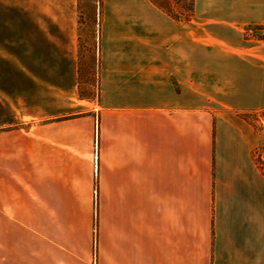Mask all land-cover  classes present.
<instances>
[{"label":"crops","instance_id":"1","mask_svg":"<svg viewBox=\"0 0 264 264\" xmlns=\"http://www.w3.org/2000/svg\"><path fill=\"white\" fill-rule=\"evenodd\" d=\"M103 3L82 97L79 0H0V264H264V0Z\"/></svg>","mask_w":264,"mask_h":264},{"label":"rangeland","instance_id":"2","mask_svg":"<svg viewBox=\"0 0 264 264\" xmlns=\"http://www.w3.org/2000/svg\"><path fill=\"white\" fill-rule=\"evenodd\" d=\"M104 0H82L80 5L79 13V27L81 29L80 41L82 44V51L84 54V61L86 63L83 71V83H82V93L86 95H95L97 89V51H98V35L101 24L102 15L104 13ZM117 3L120 2L121 5L125 4V0H112ZM109 2V0H108ZM128 3V0H126ZM136 9L138 13V19L140 15L146 14V10L143 6L142 0H136ZM149 12V11H148ZM148 14L150 20L151 15ZM158 23V20H153ZM139 27V23H138ZM128 29V27H126ZM264 33V29L259 31ZM252 120L255 122L258 130L263 135L264 142V107L258 112H252Z\"/></svg>","mask_w":264,"mask_h":264},{"label":"trees","instance_id":"3","mask_svg":"<svg viewBox=\"0 0 264 264\" xmlns=\"http://www.w3.org/2000/svg\"><path fill=\"white\" fill-rule=\"evenodd\" d=\"M81 1L79 0V13H80V5ZM156 7L170 15L173 19L179 22H187L191 19L194 13V0H150ZM264 29V25H248L245 29V34L247 37H254L256 39L264 40V33L259 31ZM81 29L79 28V38L81 36ZM96 67L98 68V51H97V61ZM86 63L84 61V54L82 51V44L79 39V88H80V96L89 97L90 95H86L82 93V83H83V71ZM247 116V114H246Z\"/></svg>","mask_w":264,"mask_h":264}]
</instances>
